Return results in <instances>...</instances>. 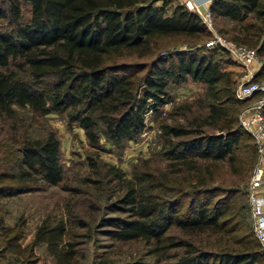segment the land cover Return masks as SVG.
Segmentation results:
<instances>
[{"label": "trees", "instance_id": "1", "mask_svg": "<svg viewBox=\"0 0 264 264\" xmlns=\"http://www.w3.org/2000/svg\"><path fill=\"white\" fill-rule=\"evenodd\" d=\"M208 7L213 22H237L231 38L264 55V0H210ZM210 36L199 12L182 1L0 0V264H36L41 242L54 264H78L82 255L66 221L74 219L70 210L66 219L43 216L24 244L25 218L4 219L2 197L63 178L59 139L42 117L63 112L93 147L101 135L112 143L137 140L146 114L173 101L169 85L188 77L204 90L161 122L166 165L143 159L125 177L108 164L105 174L122 191L102 204L94 227L113 239L142 240L154 256L118 264H264L243 198L256 159L238 120L246 100L235 94L236 61L206 46ZM218 50L228 57L215 56ZM262 76L264 58L254 78Z\"/></svg>", "mask_w": 264, "mask_h": 264}, {"label": "rangeland", "instance_id": "2", "mask_svg": "<svg viewBox=\"0 0 264 264\" xmlns=\"http://www.w3.org/2000/svg\"><path fill=\"white\" fill-rule=\"evenodd\" d=\"M178 1L181 0H173V2ZM26 7L27 5L23 3L24 14H26ZM213 26L216 30L224 31L225 35L231 37L236 32L238 24L236 21L222 17L213 22ZM209 31L212 34L210 29ZM219 55L228 57V54L222 50H218L215 54V56ZM262 58L264 55H258V60L253 65L254 76L260 67ZM230 67H232L238 82L243 73L242 66L238 62H232ZM256 79L264 81V76ZM169 90L173 101L164 105L163 110L158 113L149 111L145 129L147 133L143 132L137 140L133 141L125 140L112 143L101 135L99 138L100 147H93L88 144L83 129L74 122H67L63 112H49L41 118V124L51 127L59 139V157L63 166V178L59 183L46 185L40 190L26 191L1 198L3 208L7 211L4 214L7 223H12L19 215L25 218L21 243L29 241L35 224L43 216L50 214V216H61L66 219L70 210L74 219L71 221L66 219V221L69 228L76 232L72 238L76 240L77 248L82 253L78 257V264H92L101 258H104L107 264H118L134 259L153 260L154 256L148 253L142 240L113 239L96 230L94 224L102 211V204L113 199L122 191L117 180L110 179L105 174L107 165L118 166L123 170L125 177H130L135 164H143V159H147L152 166L164 167L167 160L159 152L163 144L160 124L165 120L168 122L172 120L168 113L175 104L191 102L197 96L202 95L204 84L188 77L183 82L171 83ZM90 161L95 162V165L92 166ZM250 172L242 182L245 202L247 201L246 184ZM87 178H95L96 181ZM90 202L98 207L91 208ZM77 217H81L86 222L85 225H78ZM172 231L181 235L180 230L176 227H173ZM66 236L68 237V235ZM170 250L172 252L174 248ZM34 252L38 256L36 264L53 263L52 258L45 251L43 242L36 245ZM13 264L18 263L13 261Z\"/></svg>", "mask_w": 264, "mask_h": 264}, {"label": "built area", "instance_id": "3", "mask_svg": "<svg viewBox=\"0 0 264 264\" xmlns=\"http://www.w3.org/2000/svg\"><path fill=\"white\" fill-rule=\"evenodd\" d=\"M181 1L198 11L212 31L211 36L205 40V45L224 48L243 68L235 87L236 96L246 100L239 110L238 120L256 144V159L246 184L247 203L252 230L264 249V81L253 77V65L258 60V54L254 47L237 42L214 28L213 16L207 6L210 0ZM146 118L147 114L145 121ZM144 133H147L146 130Z\"/></svg>", "mask_w": 264, "mask_h": 264}, {"label": "crops", "instance_id": "4", "mask_svg": "<svg viewBox=\"0 0 264 264\" xmlns=\"http://www.w3.org/2000/svg\"><path fill=\"white\" fill-rule=\"evenodd\" d=\"M209 5V3L207 4V6ZM50 257V256H49ZM51 258V257H50ZM52 262H53V260H52ZM50 264H54V263H50Z\"/></svg>", "mask_w": 264, "mask_h": 264}]
</instances>
